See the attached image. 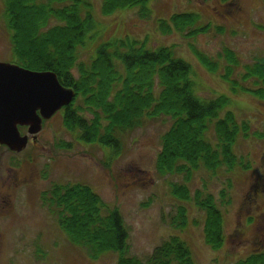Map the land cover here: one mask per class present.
Instances as JSON below:
<instances>
[{
	"label": "trees",
	"instance_id": "1",
	"mask_svg": "<svg viewBox=\"0 0 264 264\" xmlns=\"http://www.w3.org/2000/svg\"><path fill=\"white\" fill-rule=\"evenodd\" d=\"M149 1L101 0L100 10L109 15L137 7L138 17L148 20ZM4 15L14 64L29 71L52 72L63 87L74 90L75 98L62 109V119L64 127L76 132L80 141L117 152L120 137L140 127L145 118L163 116L171 121L161 137L155 161L160 175L181 179L170 184L171 196L179 205L174 215H168L167 224L183 230L191 212H198L205 244L220 249L224 242L221 207L229 202L227 191H219L215 198L205 185L192 194L188 185L199 171L214 178L235 166L247 168L232 146L239 135L247 138L249 126L224 110L228 98H200L190 65L176 57L171 47L149 49L144 40L107 41L100 44L88 63L79 62L78 49L95 26L87 0H5ZM197 17L195 13L172 14L168 20H157V28L162 35L176 32L194 39L211 29L210 24L197 26ZM221 30L216 27L217 32ZM188 47L209 72L221 68L220 77L232 91L264 98V58L241 66L230 50L210 58L192 44ZM76 100L79 102L73 108ZM225 182L230 188L229 178ZM40 204L68 242L91 260L111 252L117 256L116 264H196L189 247L174 235L143 259L130 255L128 232L119 211L88 185L55 184L42 193ZM234 264H264V252L250 254Z\"/></svg>",
	"mask_w": 264,
	"mask_h": 264
},
{
	"label": "rangeland",
	"instance_id": "2",
	"mask_svg": "<svg viewBox=\"0 0 264 264\" xmlns=\"http://www.w3.org/2000/svg\"><path fill=\"white\" fill-rule=\"evenodd\" d=\"M4 1L0 0V63L14 64ZM87 1L95 26L88 31L84 46L78 49L79 62L88 63L100 44L107 41L128 38L144 40L149 49L171 47L176 57L190 65L196 94L205 100L226 96L228 104L224 110L248 124L247 138L239 135L232 146L233 153L247 168L235 166L229 173L221 171L214 178L199 171L193 174L188 185L191 194L205 185L206 191L215 198L219 191H227L229 202L221 207L223 245L213 250L205 244L198 212H191L183 230L167 224L168 215H174L179 205L171 196L170 184L181 179L162 176L155 167L161 137L171 124L163 116L145 118L140 127L123 134L120 149L114 152L97 143L80 141L76 132L64 127L62 112H58L43 123L37 142L29 143L20 154L8 155L0 149V167L9 161L16 162L22 164L25 175L28 169L25 162L32 157L37 163L33 173L37 168L41 170L42 191L55 184L88 185L106 204L119 211L128 232L129 254L141 259L173 235L189 247L196 264H234L250 254L263 253L264 193H258L257 202L251 208L245 204V196L255 183L263 181L264 98L232 91L220 77L223 70L218 68L216 73L206 70L188 45L192 44L210 58L224 49L230 50L241 66L264 58V0H150L146 6L151 12L148 20L138 17L137 7L103 15L101 0ZM177 13H195L196 25L210 24L211 29L194 39L176 32L162 35L156 21L168 20ZM219 64L224 66L223 62ZM248 85L245 87L251 88ZM227 178L230 188L226 187ZM37 190L28 191L25 200L21 194L16 195L13 209L18 214L11 215L3 225L7 232L0 240V264H116L114 253H102L91 260L84 251L70 244L40 200L37 202ZM8 231L11 232L7 236Z\"/></svg>",
	"mask_w": 264,
	"mask_h": 264
},
{
	"label": "water",
	"instance_id": "3",
	"mask_svg": "<svg viewBox=\"0 0 264 264\" xmlns=\"http://www.w3.org/2000/svg\"><path fill=\"white\" fill-rule=\"evenodd\" d=\"M75 98L52 72H34L15 64L0 63V145L14 153L22 152L27 136L37 135L42 122L50 120ZM26 127L20 136L18 128Z\"/></svg>",
	"mask_w": 264,
	"mask_h": 264
},
{
	"label": "flooded vegetation",
	"instance_id": "4",
	"mask_svg": "<svg viewBox=\"0 0 264 264\" xmlns=\"http://www.w3.org/2000/svg\"><path fill=\"white\" fill-rule=\"evenodd\" d=\"M42 122V127H43ZM42 130V129H41ZM20 136H26L27 135V128L26 127H20L18 128ZM41 132V131H40ZM39 132V133H40ZM35 136L29 135L27 136V145L29 143L34 144L38 140V135ZM26 145V147H27ZM0 149H3V153H7L8 155L11 154H20V153H14L9 151L5 146L0 145ZM24 151V150H23ZM22 151V152H23ZM5 155V154H4ZM37 158H40V155ZM25 165L27 166V172L25 175L22 174L23 166L22 164H17L16 162H11L5 166L0 167V240L2 238H5L6 236V230L3 228V225L5 221L11 216H16L18 213L13 209V201L17 194H21L20 196L23 197L25 200L26 193L28 191H33L34 189L37 190V202L41 199V195L44 191H42V175L41 170H36L35 173H33L32 168L33 166L37 165L35 158H29ZM263 176V184L261 183H255L251 187V191L247 193L245 196V204L248 205L250 208L254 206L257 202V195L258 193H264V174ZM263 190V191H262ZM41 205V204H40ZM11 231H8L7 236L9 235ZM4 245H6V242H4ZM2 252L0 251V254ZM5 253V252H4ZM5 258V256H4Z\"/></svg>",
	"mask_w": 264,
	"mask_h": 264
}]
</instances>
